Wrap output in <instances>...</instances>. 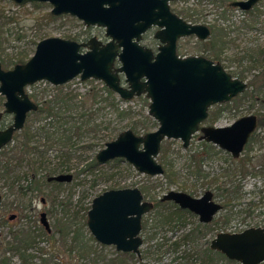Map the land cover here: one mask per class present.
Returning <instances> with one entry per match:
<instances>
[{"label":"rangeland","instance_id":"1","mask_svg":"<svg viewBox=\"0 0 264 264\" xmlns=\"http://www.w3.org/2000/svg\"><path fill=\"white\" fill-rule=\"evenodd\" d=\"M231 1L240 0H217L215 3L206 0H181L172 2L170 7L177 15H181L180 12L187 8L196 9L199 24L208 26L216 24L219 28H223L227 33L225 39L228 44L220 55L219 62L227 71L241 72L244 76L242 80L248 84L256 73L264 71V0H260L249 12L231 8L228 5ZM50 10L51 6L47 3H41L36 7L33 4L16 6L10 0H0V41L4 49L1 58L7 59L8 56H14L19 52H25L31 57L36 44L50 37L65 39L69 36V39L80 42L95 36L103 42L106 41L102 28L85 27L81 21L71 16L47 19L46 15ZM141 44L148 48L155 47L152 31L144 35ZM208 46L199 43L195 37H188L178 41L177 52L185 57L210 58ZM252 56L259 62L258 69H249ZM101 84L100 81L92 79L80 81L79 78H75L58 89V86L42 81L27 86L25 91L34 102L40 105L55 95L71 97L76 102L75 100L88 97L94 91L98 92L99 96ZM115 97L118 98L116 95ZM3 102L4 98L0 96V111L3 110ZM148 105L149 101L144 96L130 101H120L119 108L128 111V115L120 118L112 108L103 107L98 97L93 107L98 106L103 109L97 115L96 123L99 125L96 132L76 137L72 143L68 144V147H59V145L49 147V144L41 139L35 157L23 156L16 152L14 149L16 142H11L0 151V193L3 196L0 215L9 209H14L22 214L24 219L20 221V225L13 228L0 224V264H25L19 255L6 250V243L11 242L12 233L26 225L25 219L31 222L29 226L34 227L39 239L35 248L24 251L25 255L34 257L31 260L34 264H111L112 260L118 259H123L125 264H135L130 256H119L121 252H117L114 246H105L96 242L87 227L81 226L83 216L86 214L85 210L94 197L104 191L120 188H138L141 191L148 188L150 194L156 199L161 198L168 191H185L197 197L204 189L216 188V185L211 182L212 179L220 176L227 168L232 170L229 166L228 154L212 144L199 141V134L191 138L186 149L182 147L180 140L162 141L157 162L164 165L163 149L164 160L171 162L173 171L176 173V180L172 183H168L163 175L152 177L140 174L123 160L101 164L95 173L78 174L83 164L102 149V145L114 140L120 132L131 129L133 126L137 127V133L140 135L155 131L157 123L147 114ZM223 107V112L213 124L216 127L229 126L238 118L253 113L250 112L252 104L239 99ZM26 121L25 126L28 124L34 128L44 124V120H37L32 115H29ZM3 122L10 123L11 116H6ZM20 134L21 131L17 132V137ZM254 135L249 143V149H245L240 157V159L248 157L251 163L246 166L244 175H237L234 179V182L241 187V198L219 211L215 216L214 226L197 240L195 247L209 244L210 240L221 231L264 226V174L252 176L248 173L253 167L258 168L260 156L264 154V140L261 139L263 132L257 131ZM89 144H94L92 149L86 147ZM208 151L212 152L213 156L205 159ZM192 155L202 160L193 164L189 159ZM6 164L9 171L4 173L2 167ZM66 173L73 176L68 184L58 186L46 180L48 177ZM33 174L41 183L37 190H28L26 178H30ZM224 181L226 178H220V182ZM113 186L117 188H112ZM192 186L194 193L189 192ZM181 187L187 190H181ZM40 199H44V203H41ZM144 199L151 201L150 197L145 195ZM215 200L222 203L223 198L217 195ZM160 211L168 213L172 212V208L165 204ZM39 212H46L51 228L50 234L38 225ZM155 213L157 212L152 210L143 217L142 221L147 220L151 224ZM57 217L59 220L63 217V220L72 223L67 238H63L57 232L55 224ZM225 217L230 219L227 224H224ZM184 219V227L175 225L173 229H169L166 226L157 231L158 234L153 240L143 243L141 251H149L147 255L149 259L146 263L185 264L175 260V257L183 252L186 253L188 251L186 246H181L177 254L169 252V245L174 240L178 241L197 223L196 217L192 215L186 214ZM72 232H78L76 243L73 242ZM141 236L144 239L147 233L142 231ZM160 242L164 244L158 251L155 244ZM82 246L85 248L82 249Z\"/></svg>","mask_w":264,"mask_h":264},{"label":"water","instance_id":"2","mask_svg":"<svg viewBox=\"0 0 264 264\" xmlns=\"http://www.w3.org/2000/svg\"><path fill=\"white\" fill-rule=\"evenodd\" d=\"M10 1L16 6L47 3L52 16L69 15L86 27L103 28L109 40L102 43L92 37L80 43L58 37L45 38L36 44L24 64L4 70L0 63L3 113L13 115L11 126L0 131V149L11 141L14 132L23 128L27 114L38 109L25 93L27 86L42 81L62 86L77 77L81 81H100L125 101L145 95L150 101L148 115L158 123L155 131L144 135L138 136L131 130L119 133L96 153L98 164L121 159L140 174L162 176L164 170L156 158L163 140H180L182 147L187 148L191 137L200 131V140L238 158L256 130L255 115L241 117L226 127L199 129L211 106L231 101L246 90L247 84L203 57L177 56L179 38L195 36L203 41L209 37L210 30L204 25L188 24L174 15L168 5L174 0ZM259 1H236L230 6L246 12ZM152 26L159 28L155 38L160 47L155 55L139 44L142 34ZM82 49L85 51L81 52ZM116 63L119 66L116 67ZM120 75L127 87L121 85ZM71 180L70 174L48 179L58 183ZM160 200L172 202L179 209L198 216L200 223L211 222L221 210L209 191L200 198L168 191ZM153 207L138 188L110 189L92 199L86 213V227L99 244L140 256L142 219ZM40 216L49 231L45 213ZM209 249L238 264H264V226L241 232H219L210 240Z\"/></svg>","mask_w":264,"mask_h":264},{"label":"trees","instance_id":"3","mask_svg":"<svg viewBox=\"0 0 264 264\" xmlns=\"http://www.w3.org/2000/svg\"><path fill=\"white\" fill-rule=\"evenodd\" d=\"M207 2H217V0H206ZM39 4H33V6H38ZM183 16L190 21L195 22L197 18H195L196 14L190 13L189 10L183 12ZM47 19H55L49 13L46 15ZM212 28V43L209 51L212 53V58L214 60L219 59L220 55L227 48L228 42L226 41V32L223 28H219L216 24L211 26ZM69 39V36L66 37ZM74 39V38H73ZM3 43L0 41V62L3 68L9 69L17 64H24L30 57L25 52H19L14 56H8L7 59L1 58ZM252 55V54H251ZM259 62L257 59H250L249 69H258ZM233 77L238 76V79H244V76L237 72H231ZM61 89L62 87H57ZM101 94L98 96V92H92L90 96L85 98H79V100H75L71 97L64 96H53L49 100H45L42 105L38 108V110L31 115L34 116L37 120H44V124L37 126L34 128L33 126L26 125L24 130L22 131L19 137H16L14 140L16 142L15 151L23 156H37L39 142L44 140L47 142L49 147L52 145H59V147H68L69 143H72V140L76 137H81L86 134H90L92 132L97 131V127L99 124L96 123L97 115L99 111L103 108L101 107H93V104L96 103L97 98H100L101 103L104 105L103 107H110L114 110V113L117 117L124 118L128 115L127 110L120 109L118 100L115 95L108 90L105 86L100 90ZM240 101H247L252 104L250 108V112H253L258 118V128L264 133V71H260V73H256L253 77V80L248 84V89L238 98L234 99ZM90 102V103H89ZM226 104L225 106H228ZM223 106H215V109L211 112V115L208 119L210 124H213L217 121L220 114L223 112ZM29 122V120H28ZM131 130L137 133V127L133 126ZM262 139V136H261ZM94 144H89L86 147L92 149ZM102 145L101 147H103ZM245 149H249V144L245 147ZM5 156V155H4ZM213 156L212 152H206V158L209 159ZM162 158L164 163V178L168 183L175 182L176 173H174L173 168L171 166V162H166L165 151L162 149ZM190 161L193 164L199 163L202 158H196V156H189ZM229 166L232 167V170L229 168L223 170L220 176L214 177L212 179V183L216 185L215 193L216 195H220L223 198V206L226 208L227 206H231L232 203L239 200L242 196L241 187L237 185L234 181L237 175H244L246 166L251 163V159L248 157L246 159H237L234 160L228 155ZM67 162L69 161L66 160ZM165 161V162H164ZM113 162H119L118 160H114ZM111 162H108L110 164ZM169 165V166H168ZM5 165L4 167H6ZM100 164H98L94 156L90 158L85 164H83L82 168L79 170L78 174L88 172L95 173L96 170L99 169ZM258 168L253 167V169L248 172L252 176H259L264 174V154L260 156ZM69 169V167H67ZM255 168V169H254ZM4 173H7V170L4 168ZM67 172V170H66ZM77 174V175H78ZM220 178H226V181L220 182ZM37 182H39L37 180ZM41 182H39L40 185ZM61 186V184H57ZM112 188H117V186H113ZM181 190H187L185 187H181ZM194 187L192 189L189 188L190 193H194ZM142 194L146 197H150V200L154 203L155 215L153 217V222L149 224L147 220L143 223V231L147 233V236L144 238L145 241L153 240L155 236L158 234V230L164 227H168L169 229H173L175 225H183L185 224V215L186 211L180 210L177 206L171 203H162L160 199H156L153 195L150 194V190L148 188H144ZM170 205L172 208V212H162L160 208L164 205ZM90 206L86 208L85 213L89 210ZM159 209V210H158ZM158 210V211H157ZM62 217L60 220L57 217L55 220L57 232L63 237L67 238L70 234V228L72 223L63 220ZM224 224H227L230 219L228 217L224 218ZM199 225V224H198ZM190 228L181 238L176 241L174 240L169 245V252L172 254H177L179 248L181 246H186L188 251L180 256L175 257V260H180L185 264H220L222 262L228 264H237V262L227 260L222 254L211 251L209 249V244L203 247H195V244L198 239H200L205 233L199 226ZM81 226L84 228L86 226V214L83 216V221ZM73 234V242H77V234L78 232H72ZM165 242L166 239H165ZM164 242H160L155 244L156 250H160L163 248ZM192 246V248H191ZM85 246H82L84 249ZM149 251H147V254ZM179 255V254H178ZM119 256L125 257L130 256V254L120 253ZM120 257V258H121ZM174 260V261H175ZM111 264H125L123 259L112 260Z\"/></svg>","mask_w":264,"mask_h":264},{"label":"flooded vegetation","instance_id":"4","mask_svg":"<svg viewBox=\"0 0 264 264\" xmlns=\"http://www.w3.org/2000/svg\"><path fill=\"white\" fill-rule=\"evenodd\" d=\"M176 1H181V0H174V1H170V2H168V5H169V8H170V11L174 14V15H176L178 18H180V19H182L184 22H186V23H188V24H191V25H204V24H199L198 23V18H197V20L195 21V22H193V21H190V20H188L187 18H185L184 16H183V12L184 11H186V10H189V12L190 13H193V14H196V16H197V12H196V9H193V8H187L186 10H183V11H181L180 12V14L181 15H177L172 9H171V7H170V4L172 3V2H176ZM240 1H242V0H240ZM232 2H236V1H231V2H229V6H230V3H232ZM33 4H41V3H33ZM258 4V3H257ZM256 4V5H257ZM49 5V4H48ZM255 5V6H256ZM254 6V7H255ZM231 7V6H230ZM253 7V8H254ZM231 8H234V7H231ZM252 8V9H253ZM235 9H238V8H235ZM252 9H250L249 11H251ZM239 10V9H238ZM51 11V10H50ZM249 11H246V12H249ZM49 14L51 15V13L49 12ZM52 16V15H51ZM64 16H69V15H62V17H64ZM196 16H195V18H196ZM54 18L56 17V16H53ZM58 17H60V16H58ZM83 24V23H82ZM84 25V24H83ZM85 26V25H84ZM204 26H206V27H208V29L210 30V35H209V37L207 38V39H205V40H203V41H201V40H199L197 37H195V36H189V37H195L196 39H197V41L199 42V43H203V44H207V45H209L208 46V50L210 49V46H211V43H212V40H211V38H212V28H211V26L212 25H204ZM86 27V26H85ZM103 29V28H102ZM104 30V29H103ZM150 31H152L153 32V41L155 42V47L154 48H148V47H145V46H143L142 44H141V41H142V39H143V37H144V35H146L148 32H150ZM159 31V28L158 27H156V26H152V27H150L144 34H142V37H141V40L139 41V44L142 46V47H145V48H148V49H150L151 51H152V53H153V55H155L157 52H158V48L160 47V42H159V40H157L156 38H155V34L157 33ZM92 37H95V36H92ZM92 37H90V38H92ZM90 38H88L87 40H84V41H80V43H82V42H87ZM96 39H98V40H100L102 43H106L109 39L107 38V37H105V31H104V38L106 39V41L105 42H103L101 39H99V38H97V37H95ZM183 38H188V37H183ZM183 38H179L177 41H176V54H177V56L179 57V58H186L185 56H180L179 54H178V52H177V50H178V41L179 40H181V39H183ZM62 39H64V38H62ZM65 40H71V39H66L65 38ZM72 41H75V40H72ZM76 42H78V41H76ZM81 52H84L85 51V49H82V50H80ZM210 52V51H209ZM211 53V52H210ZM212 54V53H211ZM187 57H193V56H187ZM196 57H203V58H205V59H207V60H210L211 62H213L214 64H219V65H221V63L219 62V60H220V57H219V59H217V60H214L213 58H212V55H211V57L210 58H206V57H204V56H196ZM1 63V62H0ZM18 65V64H17ZM2 66V65H1ZM117 66H119V64L118 63H116V67ZM222 66V68L229 74V75H231V77L232 78H235V79H238V78H236V77H233L232 76V74H231V72L230 71H227L226 69H225V67L223 66V65H221ZM14 67V66H13ZM12 67V68H13ZM3 68V67H2ZM12 68H9V69H12ZM4 70H9V69H5V68H3ZM77 78H79V77H77ZM80 80V79H79ZM120 80H121V85L123 86V87H127V85L124 83V77H123V75H120ZM240 80V79H239ZM81 81V80H80ZM97 81V80H96ZM241 81H243V80H241ZM244 83H246L245 81H243ZM102 83V82H101ZM247 84V83H246ZM249 84V83H248ZM248 84H247V88H246V90L248 89ZM102 85V87L103 86H105L103 83L101 84ZM63 86V85H62ZM58 87H61V86H58ZM106 87V86H105ZM107 88V87H106ZM108 89V88H107ZM109 90V89H108ZM245 90V91H246ZM244 91V92H245ZM112 92V91H111ZM243 92V93H244ZM25 93H26V91H25ZM113 93V92H112ZM242 93V94H243ZM27 94V93H26ZM114 94V93H113ZM242 94H240V95H242ZM28 95V94H27ZM114 95H116V94H114ZM240 95H238V96H240ZM117 96V95H116ZM141 96H144L145 97V95H141ZM238 96L237 97H235V98H233L231 101H233L234 99H236V98H238ZM28 97L31 99V97L28 95ZM118 97V96H117ZM140 97V96H139ZM134 98H137V97H134ZM146 98V97H145ZM118 100H120V101H125V100H122V99H120L119 97L117 98ZM133 99V98H132ZM131 99V100H132ZM147 99V98H146ZM32 100V99H31ZM33 101V100H32ZM130 101V100H129ZM148 101H149V99H148ZM231 101H229V102H227V103H223V104H216V105H213V106H211L209 109H208V115H207V118L199 125V129H201L202 127H216V126H214L213 124H210L209 123V121H208V119H209V117H210V115H211V112L215 109V106H223V105H226V104H229ZM34 102V101H33ZM4 103V102H3ZM37 106H38V108L40 107V104H37L36 102H34ZM149 104H150V101H149ZM3 105V104H2ZM148 107H149V105H148ZM3 110H4V108H3ZM3 110H1L0 111V113H2V116H1V118H0V131H4V130H6L7 128H9L10 126H11V124H12V122H13V115L12 114H5V113H3ZM38 110V109H37ZM32 113H34V112H31V113H28L27 114V116H26V119H27V117L29 116V115H31ZM147 114H148V111H147ZM11 116V122L10 123H4L3 121H4V118L6 117V116ZM249 115H255V114H249ZM248 116V115H247ZM256 116V115H255ZM244 117V116H243ZM257 117V116H256ZM152 118V117H151ZM241 118V117H240ZM153 119V118H152ZM239 119V118H238ZM237 119V120H238ZM154 120V119H153ZM155 121V120H154ZM156 122V121H155ZM154 122V123H155ZM25 123H27V121L25 120V122H24V125H23V128L20 130L21 131V133H22V131L24 130V126H25ZM157 123V122H156ZM231 125V124H230ZM157 127H158V123H157ZM226 127V126H225ZM257 128H258V118H257ZM257 128H256V130L250 135V137H249V139H248V141H247V143H246V145L244 146V148H243V151L245 150V147L251 142V140L253 139V137L255 136L254 134L257 132V131H260V130H257ZM157 129V128H156ZM127 130H131V129H127ZM20 131H17V132H20ZM132 131V130H131ZM17 132H14V134H13V137H12V139H11V141L9 142V143H7L5 146H3L1 149H0V151L3 149V148H5L8 144H10L11 142H15V138L17 137V135H16V133ZM123 132V131H122ZM133 132V131H132ZM121 133V132H120ZM134 133V132H133ZM148 133H150V132H148ZM134 134H136V133H134ZM144 134H147V133H144ZM196 134H199V141H204V140H200V137H201V132L200 131H198ZM21 135V134H20ZM136 135H138V136H140V134H136ZM195 135V134H194ZM193 135V136H194ZM118 136V135H117ZM192 136V137H193ZM262 136V139L264 140V133H263V135H261ZM191 137V138H192ZM110 142V141H109ZM205 142V141H204ZM205 143H207V142H205ZM106 144V143H105ZM105 144H104V146H105ZM209 144H211V143H209ZM213 145V144H212ZM104 146H103V148H104ZM189 146V145H188ZM215 146V145H214ZM217 147V146H216ZM218 148V147H217ZM184 149H186V148H184ZM219 149V148H218ZM101 150V149H100ZM160 150H161V148H160ZM219 150H221V149H219ZM223 151V150H222ZM243 151H242V153H243ZM225 152V151H224ZM227 153V152H226ZM241 153V154H242ZM159 154H160V152H159ZM232 159H234V160H237V159H239L240 157H241V154H240V156L238 157V158H233L229 153H227ZM96 155V154H95ZM95 155H94V159H95ZM159 156V155H158ZM157 156V157H158ZM115 160H118V161H121V159H115ZM114 160H112V161H110V162H113ZM156 161H157V158H156ZM108 163V162H107ZM106 164V163H105ZM160 164V163H159ZM7 165V164H6ZM101 165V164H100ZM161 165V164H160ZM5 166V165H4ZM2 167V169L4 170V168L7 170V172L9 171L8 169H7V166L6 167ZM162 166V165H161ZM162 168H163V170H164V167L162 166ZM164 172H165V170H164ZM67 174V173H66ZM59 175H61V174H59ZM71 175V174H70ZM164 175V174H163ZM54 176H57V175H54ZM52 177V176H51ZM50 177H48L46 180H47V182L48 183H54V184H68V183H58V182H55V181H48V179H49ZM72 179H73V176H72ZM26 180H27V184H28V186H27V189L28 190H37L38 188H39V180L38 179H36V177H35V174H33L30 178H26ZM37 180L39 181V182H37ZM72 181V180H71ZM70 183V182H69ZM141 191V190H140ZM207 191H209V192H211L212 193V200L215 202V203H217V204H219L220 206H221V209L223 208L224 209V206H223V203H219V202H217L216 200H215V197H217V195H216V193H215V190L213 189V190H210V189H204L203 190V192H202V194L200 195V196H197V197H194V196H192V195H190V194H188V193H186L185 191H178V192H184V193H186V194H188V195H190V196H192V197H194V198H200V197H202L203 195H204V193L205 192H207ZM3 196H2V194L0 193V208H1V206H2V200H3V198H2ZM143 198H144V195H143ZM159 199H161V198H159ZM145 200V199H144ZM146 201H148V200H146ZM161 201V200H160ZM40 202L41 203H44V199H40ZM149 202H152V201H149ZM162 202V201H161ZM153 203V202H152ZM162 203H171V204H173L172 202H162ZM173 205H175V204H173ZM153 206H154V203H153ZM176 206V205H175ZM178 207V206H177ZM154 208V207H153ZM153 210V209H152ZM181 210V209H180ZM182 211H186L187 212V214L188 215H192V216H194V217H196V219H197V223H196V225L194 226V227H196L198 224V226H199V228L200 229H202V231L205 233V232H208V231H210V229H211V227L212 226H214V220H215V216L219 213H217L216 215H214L213 216V218H212V220H211V222H209V223H200V221H199V217L198 216H196V215H194V214H192V213H190V212H188L187 210H182ZM151 212V211H150ZM41 213H45V215H46V219H47V214H46V212H39L38 213V225L39 226H42L43 227V229H44V231L47 233V234H50L51 233V228H50V225H49V222H48V220H47V222H48V226H49V231H47L46 229H45V227L43 226V224L41 223ZM24 216H26V215H24ZM6 218V220H2L3 218ZM27 217V216H26ZM23 221L24 219H23V215L22 214H20L18 211H15L14 209H9V210H7V211H5L4 212V214H2V215H0V224H4L5 226H7V227H15V226H18V225H20V221ZM25 223H26V225L25 226H23L21 229H18L17 230V232H13L12 233V240H10L11 242L10 243H6V250L7 251H13L14 253H16L17 255H19L20 257V259L24 262L25 261V264H34L33 262H31V260L34 258L32 255H25V253H24V251L25 250H31L32 248H35V246H36V244H37V242H38V236H37V231L35 232L34 231V227H32V226H29V224H31V222L30 221H28V219H25ZM143 223H144V221H142V230H141V232L143 231ZM185 225L183 224V225H180V227H184ZM179 227V226H178ZM257 227H263V226H257ZM250 228V227H249ZM245 229H247V228H244L243 230H245ZM242 230V231H243ZM221 232H231V230H225V231H221ZM140 236H141V234H140ZM141 238H142V236H141ZM142 241H143V243H145L146 241L142 238ZM143 243H142V245H143ZM142 245H141V247H142ZM204 246H206V245H204ZM141 247L139 248V251H140V256H137V255H135V254H133V253H124V254H130V258H132V260H134L135 261V264H148V263H146L147 261V259H149L148 258V254H147V252H146V250H145V252H143V251H141ZM122 253V252H121ZM2 263H5V261H2Z\"/></svg>","mask_w":264,"mask_h":264},{"label":"built area","instance_id":"5","mask_svg":"<svg viewBox=\"0 0 264 264\" xmlns=\"http://www.w3.org/2000/svg\"><path fill=\"white\" fill-rule=\"evenodd\" d=\"M243 229H239V230H231V232H241Z\"/></svg>","mask_w":264,"mask_h":264}]
</instances>
